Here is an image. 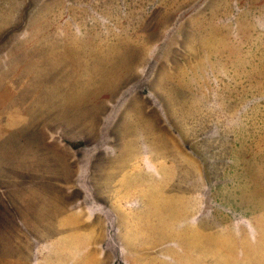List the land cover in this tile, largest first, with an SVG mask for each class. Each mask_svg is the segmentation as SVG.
<instances>
[{"label": "rangeland", "instance_id": "374dc122", "mask_svg": "<svg viewBox=\"0 0 264 264\" xmlns=\"http://www.w3.org/2000/svg\"><path fill=\"white\" fill-rule=\"evenodd\" d=\"M0 264H264V0H0Z\"/></svg>", "mask_w": 264, "mask_h": 264}, {"label": "crops", "instance_id": "0c3cea01", "mask_svg": "<svg viewBox=\"0 0 264 264\" xmlns=\"http://www.w3.org/2000/svg\"><path fill=\"white\" fill-rule=\"evenodd\" d=\"M47 85H48V84H47ZM11 86H12V85H11ZM107 86H110V87L112 88L113 92H114V90H115V85H113V84H108ZM9 87H10V86L7 85V88H9ZM70 90L73 91V94H77L81 89L71 87ZM59 115H60V114H59ZM177 133H179V131H178ZM180 133H181V132H180ZM146 158H147V159H150V157H146ZM225 158H227V157H225ZM224 160H225V159H224ZM177 161H178V160H177ZM221 161H223V160H221ZM156 163L158 164L157 161H156ZM163 163H164V162L162 161L161 164H163ZM166 163H170V164L168 165L167 168H162V177H163V178H166L167 176H169V181L172 182L173 179L176 178L177 174L179 173L178 171H180V170H179V165H180V164H178V162H175V160H174V161L171 160L170 162H165V165H166ZM182 165L188 166V165H191V164L186 163V164H182ZM198 166H199V165H198ZM229 166L237 167V163H233V161H231V164H230ZM187 168H188V167H185L184 169L187 170ZM211 168H212V167H211ZM215 169H216V168H212V169H210V170H206L205 167H204V169H202L203 171H202L201 173H202V174H205V175H204V178L207 179V180H205V181L203 182V186H204V187H206V186L208 185V182L212 183V181H213V180H208V176L211 177V178H217V180H219V178L222 179V175H221L220 171L218 172V174H216V173H215ZM187 172H188V171H187ZM187 172H186V173H187ZM180 174H181V171H180ZM207 175H208V176H207ZM121 180H122V178H120V181H121ZM219 182L221 183L220 180H219ZM220 183H219V184H220ZM170 185H172V184H170ZM210 187H211V185H210ZM212 188L215 189V188H216V185H213ZM231 191H232V192L234 193V195H235V193H238V187H234V188H232ZM162 194H163V193H161V194L158 195V196H154V197L151 196L150 199H152V198H154V199H158ZM193 194H194V192H192L191 195H190L189 197L187 196V198H191V196H192ZM233 197H234V199H237V198H238V196H233ZM236 220H237V219H236ZM237 221H238V220H237ZM235 227L238 228V225H236Z\"/></svg>", "mask_w": 264, "mask_h": 264}]
</instances>
